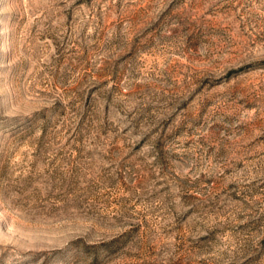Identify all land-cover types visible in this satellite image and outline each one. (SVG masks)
Masks as SVG:
<instances>
[{
  "label": "rangeland",
  "instance_id": "rangeland-1",
  "mask_svg": "<svg viewBox=\"0 0 264 264\" xmlns=\"http://www.w3.org/2000/svg\"><path fill=\"white\" fill-rule=\"evenodd\" d=\"M0 264H264V0H0Z\"/></svg>",
  "mask_w": 264,
  "mask_h": 264
}]
</instances>
